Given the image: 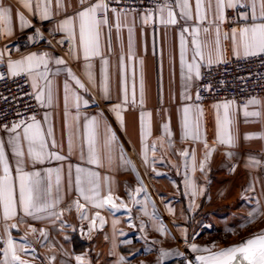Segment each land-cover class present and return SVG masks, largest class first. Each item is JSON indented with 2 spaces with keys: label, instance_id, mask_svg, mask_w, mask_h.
<instances>
[{
  "label": "crops",
  "instance_id": "obj_1",
  "mask_svg": "<svg viewBox=\"0 0 264 264\" xmlns=\"http://www.w3.org/2000/svg\"><path fill=\"white\" fill-rule=\"evenodd\" d=\"M14 9L24 11L16 3V0H6ZM194 4V0H192ZM71 12L78 7V0H69ZM178 11V10H177ZM25 16L34 25V28L21 32L18 27L15 34L5 40H0V48L7 44L11 49V58L19 59L30 52H43L45 50L54 56L63 57L67 61V67L86 83L83 75L84 60H74L67 53L70 44L65 40L64 45H56L63 34H50L55 28L57 19L52 21H40L33 18L26 11ZM109 20L112 14L109 13ZM164 26L159 22L158 16L154 17L148 24L142 23L139 13L134 16L129 15L127 26L122 27L118 33L115 27L111 31V51L108 50V29H103L101 35V46L105 58L109 60V96L105 98L102 90L101 58L92 60V71L96 80V87L89 93L84 94V98L89 100L87 108H80V124L84 123V117L96 116L100 121V135H103L104 125H109L115 132L117 143L123 148V155L135 166V171L131 165L126 164L121 159L119 149L112 154L111 162L106 155L102 161V166L87 163V150L85 147V159L80 158V138L73 137V149L69 151L67 128L64 125V91L63 84L67 78L63 71L64 66H59L61 71L58 75L51 77L54 80L55 100L51 107L42 108L40 119L43 124V116L47 112L50 116L54 128L55 139L58 147L52 149L57 151L65 159L62 161H46L45 164H37L35 170L41 171L42 178L47 179L46 168L60 167L61 172V203L57 211L62 212V220L71 227L60 228V223L55 225L50 220L34 221L25 217L21 222L19 216L8 221L9 224H17L18 230H12L13 239L19 240L24 234L31 241L36 249L37 258L32 260L30 256H23V259L31 260V264H48L45 257L55 255L57 257L54 264H76L70 258L74 255H84L91 264H116L117 255L125 256L130 264H164L160 259V250L170 253L180 252V245L185 243L191 234L201 235L202 231L209 232V229H219L225 233H237L239 222L247 223L246 218L250 210H253L257 201L264 213V139L246 138L249 136H264V96L256 97L261 106L249 105L248 111H260V117H245L244 106L239 107L235 103L230 108V118L233 123L230 131L234 136V146H226L213 143L216 139V116L217 109L213 106L217 103H199L197 101V91L200 80H196L186 88L185 82L181 78L180 66V34L181 25ZM128 27H132V38L135 51V59H127L129 32ZM39 28L43 33V39L37 40L35 44L28 41L27 37L34 35V29ZM228 31L227 24L222 27L220 60L227 61L236 58L233 55L231 42L223 39V32ZM186 47L188 49L187 59L191 60L192 36L184 33ZM200 39L204 44V60L201 62V76L208 67L207 61L211 52L212 65L219 64L215 52V32L205 34L200 33ZM52 40L55 47H49L47 41ZM125 54V74L129 100H131L132 86L135 82L136 104L123 105L121 115L123 124L117 119L116 113L111 109L122 104L123 87L122 77L119 70L118 57L121 50ZM143 60L144 79V103L140 104V76L141 69L139 60ZM55 73L58 66L54 63L50 65ZM133 71H135V81H133ZM72 83V82H70ZM189 98L186 99L185 96ZM186 106L193 109L199 107L203 110L200 116L201 140L193 141L191 138L183 139L182 109ZM70 117L76 115V110L69 108ZM141 113H144L145 125L150 127L151 134L147 137L149 145L148 159L145 164L142 155L141 143ZM221 117L223 109L219 110ZM150 114V115H148ZM197 113L193 111L190 116L195 119ZM168 124L172 132L171 140L163 135L162 126ZM47 128V124H43ZM204 140L207 141L205 147ZM155 145V151L151 149ZM102 148V144L100 145ZM188 150L189 156L183 157L179 153ZM214 150V151H212ZM212 151V155L205 159L206 154ZM228 153H232L229 158ZM249 157H255L262 163L260 166H250ZM187 163V167L185 164ZM204 164L203 170L200 165ZM72 168L73 181L75 178V168L85 167L90 171H96L101 178L102 187L105 184L111 185V192L114 202L120 204L121 201L131 209V213L121 208L111 214L108 209H96L88 206L89 217L96 211H100L106 223L101 228L97 221V228L88 232L89 221H81L74 206V201L78 199L75 186L72 189L68 186V169ZM29 171L33 170L29 165ZM160 173V175H157ZM107 178V180H105ZM53 196H55V173L52 175ZM254 186V191H245L249 185ZM146 187V195L151 202H160L159 208L155 204V209L160 217L159 220L151 215H145L141 210L145 193L136 196L142 203L134 205L127 194L141 186ZM195 190L196 196L192 197L191 192ZM103 194H107L106 192ZM84 201L81 199V203ZM148 203L147 211L153 212L152 203ZM226 203L237 204L238 206H223ZM166 204V207L165 205ZM191 205V208L189 206ZM71 207V210L68 209ZM169 207L173 210L169 211ZM166 212V216L160 213ZM131 215V219L129 218ZM113 220L119 222L113 228ZM264 221V214L257 215L249 224V229H256ZM141 222L144 224L141 230ZM161 223L167 229L165 234H161L157 229ZM264 226V224H263ZM31 227L45 229L49 233V241L45 242L39 231L33 233ZM83 228V232H81ZM75 229V230H73ZM225 229V230H223ZM228 229V230H226ZM211 231V233H212ZM123 235H120V233ZM219 232V231H218ZM0 235H3V222H0ZM197 235V234H196ZM67 237V239H66ZM107 237V239H105ZM161 237V239H160ZM189 237V238H188ZM177 238V240H176ZM172 240L174 248H160L161 242L168 244ZM130 241V243H126ZM161 241V242H160ZM154 242V243H153ZM174 242V243H173ZM113 243L116 244L115 253L112 255ZM177 244V245H176ZM180 244V245H179ZM171 245V244H170ZM179 245V246H178ZM151 251H146V248ZM179 247V248H178ZM182 249V248H181ZM67 254V255H65ZM135 254V255H133ZM201 254V253H198ZM175 257V255L173 254ZM177 257V256H176Z\"/></svg>",
  "mask_w": 264,
  "mask_h": 264
},
{
  "label": "snow or ice",
  "instance_id": "obj_2",
  "mask_svg": "<svg viewBox=\"0 0 264 264\" xmlns=\"http://www.w3.org/2000/svg\"><path fill=\"white\" fill-rule=\"evenodd\" d=\"M16 3L24 11L14 9L6 0H0V40H5L15 34L18 29L23 32L26 29L34 28V25L25 16L26 11L33 18L40 21H52L57 19L56 26L51 31L54 37L56 34H63L60 40L56 41V45H64L65 40L70 44L67 55L74 59L84 60L83 75L86 83L77 77L70 67H67V61L63 57L54 56L49 51L30 52L19 59L11 58V49L5 44L0 48V81L6 79H14L24 76L30 82L32 88L31 93L25 95L30 96L36 101V107H51L55 100L54 80L51 78L58 75L61 71L59 66H64L63 71L67 78L63 84L64 91V125L68 132L69 151L73 149V137L80 138V158L85 159V147L87 150V163L102 166L105 155L111 162L112 154L117 149L121 154V159L128 165H131L135 171V166L130 160L123 155V148L117 143V137L112 128L105 124L103 135H100V121L96 116L84 117V123L80 124V108H87L89 100L84 98V94L90 92L96 87V80L92 71V60L96 57L101 58V76L102 90L105 98L109 96V60L105 58L102 46L101 35L103 29L107 28L108 50L111 51V31L115 27L119 33L122 27L127 26V18L129 15H135L137 9L130 6L122 5L121 0H78V7L69 11V0H16ZM115 5V6H113ZM178 10V11H177ZM233 15L230 17L229 12ZM109 13L112 14V20H109ZM142 23L148 24L154 17L158 16L159 22L164 26L181 25L180 34V66L181 78L185 82L187 88L190 83L201 79V62L204 60V44L200 39V33L205 34L215 32V52L218 62L222 55L221 52V33L222 27L230 25L228 31L223 32V39L231 42L233 55L236 59H260L264 61V0H156L155 6L149 10L144 9L139 13ZM129 42L127 59H135L134 44L132 38V27H128ZM184 33H190L192 36V55L191 60L187 59L188 49L186 47ZM28 41L35 44L37 40L43 39V33L39 28L34 29V35L27 37ZM49 47H55L52 40L47 41ZM119 70L122 77L123 100L122 104L115 105L111 111L116 113L117 119L123 124L121 112L124 110L123 105L136 104L135 82L132 86L131 100H129L128 89L124 82L125 74V54L123 49L118 57ZM211 52L207 61L208 66L212 64ZM57 67L53 73L51 64ZM144 61L139 60L141 69L140 76V104L144 103V79H143ZM133 81H135V71H133ZM72 82V83H70ZM186 99L189 97L186 95ZM7 100V97H3ZM199 99V94H197ZM234 101H225L217 103L213 107L217 109L216 116V139L213 143L234 146L235 139L230 131V125L233 123L230 118V108L234 105ZM76 110V115L70 117L69 108ZM262 102L256 97H250L244 105V116L260 117V111L249 112V105L261 106ZM32 108L33 111L26 115L27 109ZM223 109L221 117L219 110ZM195 111L197 113L195 119L190 114ZM182 128L183 139L191 138L193 141L201 140L200 116L203 110L199 107L193 109L186 106L182 109ZM150 115V114H148ZM144 113H141V143L142 155L145 164L149 163L148 151L149 145L147 137L151 134L149 126L145 125ZM43 124H47L45 129L41 120L37 118V112L33 105H26L24 111L18 110L12 119L7 114L0 112V222H3V235H0V264H31V260L23 259V256H30L32 260L37 258L36 249L32 246L31 241L27 239V234L20 237L19 240L13 239L12 230H18L17 224H9L8 221L19 216L21 222L28 217L34 221L50 220L54 225L59 222L60 228L63 230L67 225L62 220V212L57 211L58 205L61 203V168H46L44 171L47 179L42 178L41 171L35 170L37 164L43 165L46 161L56 160L62 161L64 156L60 155L56 149L58 147L55 139L54 128L50 120L49 114L46 112L43 116ZM163 135L167 136L169 141L172 132L168 124L162 126ZM246 138L264 139V136H249ZM102 144V148L100 145ZM205 147L207 141L204 140ZM155 151V145L151 146ZM214 151V150H212ZM212 151L206 154L205 159L212 155ZM179 155L183 157L189 156V151L185 150ZM232 153H228L231 158ZM261 161L255 157H249L250 166H260ZM29 165L32 166L31 171L27 170ZM187 167V163L185 164ZM204 164L201 163L200 168L203 170ZM55 173V191L53 196L52 175ZM160 175V173H157ZM68 186L71 190L73 184L77 192L78 199L75 200L74 206L79 214L81 221H89L88 232H92L97 228V221L102 228L106 223L105 218L100 211L89 217L87 213L88 206L96 209H108L111 214L119 211L121 208L126 209L129 214L131 209L124 204L114 202L111 192V185H101V178L98 172L90 171L85 167L77 166L75 168V178L73 181L72 168L69 166ZM107 180V178H105ZM254 186L249 185L245 191H254ZM146 187L143 185L135 189V194L128 191V195L134 205L142 203L136 199V196L145 193L143 200V208L141 209L145 215H151L159 220L154 202L149 200L146 195ZM107 194H103V193ZM193 198L196 191L191 192ZM81 199L84 201L81 203ZM152 203L153 212L147 211L148 203ZM191 208V205L189 206ZM71 210V207L68 209ZM169 211L173 210L169 207ZM264 214L261 212V206L257 201V205L250 210L247 223H251L257 215ZM131 219V215H129ZM113 220V228L118 223ZM247 223L241 227L247 226ZM144 224L141 222V230ZM75 230V229H73ZM161 234H165L167 229L161 223L157 229ZM33 233L39 231L40 236L45 242L49 241V233L45 229L37 230L31 227ZM83 232V228H81ZM120 235H123L121 232ZM67 239V237H66ZM107 239V237H105ZM186 239V236H185ZM130 243V241H126ZM154 243V242H153ZM116 244L113 243L112 255L115 253ZM192 253H206L195 255L194 258L184 256V253H170L163 249L160 250V259L176 255L184 257L186 264H264V232L256 235L237 246H230L224 250L214 252L211 248L200 247L196 243L189 245ZM151 251V248H146ZM67 255V254H65ZM135 255V254H133ZM75 260L76 264H91L84 255H74L70 257ZM48 264H54L57 257H45ZM64 264V262H62ZM116 264H130L128 259L123 255H117Z\"/></svg>",
  "mask_w": 264,
  "mask_h": 264
},
{
  "label": "built area",
  "instance_id": "obj_3",
  "mask_svg": "<svg viewBox=\"0 0 264 264\" xmlns=\"http://www.w3.org/2000/svg\"><path fill=\"white\" fill-rule=\"evenodd\" d=\"M122 5L137 9V13L144 9L151 10L156 0H121ZM115 6V5H113ZM233 13L230 11L229 16ZM230 25H227L229 30ZM32 88L26 77L0 81V112L12 119L18 110L24 111L26 105H33L37 118L42 115V108L36 107V101L30 96ZM199 103H215L234 101L243 107L250 97L264 96V61L260 59L232 58L219 64L208 66L202 73L200 86L197 91ZM7 97V100L3 99ZM33 111L27 109L26 115Z\"/></svg>",
  "mask_w": 264,
  "mask_h": 264
},
{
  "label": "rangeland",
  "instance_id": "obj_4",
  "mask_svg": "<svg viewBox=\"0 0 264 264\" xmlns=\"http://www.w3.org/2000/svg\"><path fill=\"white\" fill-rule=\"evenodd\" d=\"M156 206L159 208V206L161 205L159 201H156ZM165 207H166V204H164ZM231 205V206H229ZM223 206H229V207H236L238 206L237 204H231V203H226L225 205ZM162 216H166V212H162L160 213ZM166 214V215H165ZM239 226H238V231L237 233H225V232H221V230L217 229H209L210 231L209 232H204L202 231L200 234L201 235H198V233L196 232V234H191V236H189L188 240L185 239V243L182 242V244L180 245V253H184V256L186 257H192L193 255H196L198 253H192L190 251V248H189V245L192 244V243H196L198 246L200 247H208V248H211L212 251H216V250H219V249H223V248H228L230 246H237L239 245L240 243L246 241L247 239L249 238H252L256 235H259L260 233L264 232V221L261 222V224L256 228L254 229L255 231H253L252 229H249L248 230V227H251L249 224L247 226H244V227H241L242 224V221H240L239 223ZM225 230V229H223ZM228 230V229H226ZM212 231V233H211ZM219 231V232H218ZM161 239V237H160ZM177 240V238H176ZM161 242V241H160ZM174 243V242H173ZM171 244V245H170ZM177 245V244H176ZM178 245V246H179ZM160 248L162 246H164V248H174L175 245H172V240H169L168 241V244H165L163 242H161V244L159 245ZM179 248V247H178ZM184 257H181V256H177L175 255V257L173 255L171 256H168V257H165L163 261L164 264H177L179 261L183 260Z\"/></svg>",
  "mask_w": 264,
  "mask_h": 264
},
{
  "label": "water",
  "instance_id": "obj_5",
  "mask_svg": "<svg viewBox=\"0 0 264 264\" xmlns=\"http://www.w3.org/2000/svg\"><path fill=\"white\" fill-rule=\"evenodd\" d=\"M225 248H223V249H219V250H216V251H214V252H218V251H221V250H224ZM201 254H206V253H201ZM196 255H198V254H196ZM195 257V255H193L192 257H190V258H194ZM177 264H186V261H185V259H183V260H181V261H179ZM245 264H246V262H245Z\"/></svg>",
  "mask_w": 264,
  "mask_h": 264
}]
</instances>
